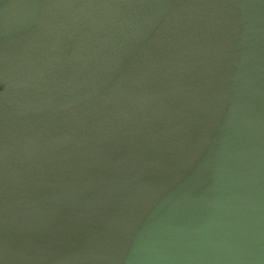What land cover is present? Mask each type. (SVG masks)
Segmentation results:
<instances>
[{"label":"water","instance_id":"95a60500","mask_svg":"<svg viewBox=\"0 0 264 264\" xmlns=\"http://www.w3.org/2000/svg\"><path fill=\"white\" fill-rule=\"evenodd\" d=\"M0 264H264V0H0Z\"/></svg>","mask_w":264,"mask_h":264}]
</instances>
